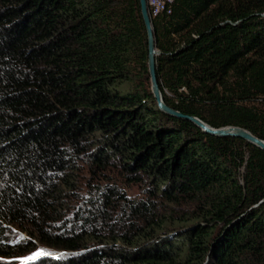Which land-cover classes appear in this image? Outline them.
I'll use <instances>...</instances> for the list:
<instances>
[{"label":"trees","instance_id":"obj_1","mask_svg":"<svg viewBox=\"0 0 264 264\" xmlns=\"http://www.w3.org/2000/svg\"><path fill=\"white\" fill-rule=\"evenodd\" d=\"M153 24L168 105L264 139V0ZM26 256L264 264V150L159 108L140 0H0V264Z\"/></svg>","mask_w":264,"mask_h":264},{"label":"water","instance_id":"obj_2","mask_svg":"<svg viewBox=\"0 0 264 264\" xmlns=\"http://www.w3.org/2000/svg\"><path fill=\"white\" fill-rule=\"evenodd\" d=\"M140 5L148 39V69L151 80V88L159 108L171 116L192 121L208 134L218 137H239L264 150V139L256 136L246 128L240 126L213 127L195 115L186 114L168 105L165 100L162 91V85L158 76L157 59L161 55V51L157 46L156 31L154 28L153 19L149 13L147 0H140Z\"/></svg>","mask_w":264,"mask_h":264},{"label":"built area","instance_id":"obj_3","mask_svg":"<svg viewBox=\"0 0 264 264\" xmlns=\"http://www.w3.org/2000/svg\"><path fill=\"white\" fill-rule=\"evenodd\" d=\"M175 2L176 0H147L149 13L152 19L160 15L172 14Z\"/></svg>","mask_w":264,"mask_h":264},{"label":"rangeland","instance_id":"obj_4","mask_svg":"<svg viewBox=\"0 0 264 264\" xmlns=\"http://www.w3.org/2000/svg\"><path fill=\"white\" fill-rule=\"evenodd\" d=\"M130 193H132L133 195H138L140 193V189L137 186H132V188L130 189ZM39 253H41V254L38 255ZM51 255H53V254L50 252H47V251H44V252L43 251H37L33 256H36L38 258H42V257H50ZM29 256H31V255H29ZM23 260L24 261H22L21 263H18V264H25V263L29 262L31 260V258L26 256V258H24Z\"/></svg>","mask_w":264,"mask_h":264}]
</instances>
